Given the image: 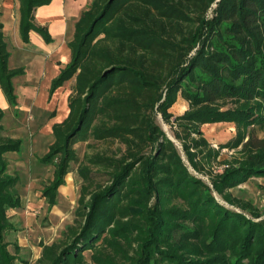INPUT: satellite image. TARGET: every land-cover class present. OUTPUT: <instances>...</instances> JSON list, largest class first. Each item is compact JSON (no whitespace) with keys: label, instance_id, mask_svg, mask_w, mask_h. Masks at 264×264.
I'll return each instance as SVG.
<instances>
[{"label":"trees","instance_id":"obj_1","mask_svg":"<svg viewBox=\"0 0 264 264\" xmlns=\"http://www.w3.org/2000/svg\"><path fill=\"white\" fill-rule=\"evenodd\" d=\"M50 1L18 0L23 42L30 31L51 41L34 18ZM68 46L71 60L49 88L51 97L74 77L68 114L53 124V141L39 158L54 166L42 189L49 206L76 159L74 144L90 137L106 146L84 155L74 223L43 245L36 264H86L84 251L93 264H264V220L228 209L212 193L237 204L229 190L264 177V138L251 133L243 142L264 124V0H92ZM8 57L0 22V89L15 107L13 78L24 68H9ZM178 95L187 108L174 115ZM157 114L175 126L198 172L219 153L201 126L234 123L228 145L241 144L240 154L211 174L212 188L191 173ZM3 115L0 108V264H15L4 236L12 228L6 211L20 199L6 154L23 141L1 134Z\"/></svg>","mask_w":264,"mask_h":264},{"label":"rangeland","instance_id":"obj_2","mask_svg":"<svg viewBox=\"0 0 264 264\" xmlns=\"http://www.w3.org/2000/svg\"><path fill=\"white\" fill-rule=\"evenodd\" d=\"M208 11L207 17L213 14V8ZM19 77V76H17ZM19 98V108L14 115V108L4 111L2 123L3 136L19 137L22 145L19 152H8L7 173L17 178L14 189L20 199V205L6 211L8 222L12 228L5 232L4 239L8 242L7 250L15 255V264H36L41 254L43 245L51 244L62 236L66 226L74 223L75 208L79 196L81 178L77 173L78 166L83 162L84 155L103 149L106 145L102 142L87 138L74 144L76 159L70 163V171L64 177V183L57 188L56 203L49 206L42 195V189L48 186L52 179L53 164L44 165L39 158L47 151L53 141L51 133H44L43 124L48 113L43 109L29 107V95L23 91L19 79L13 82ZM35 87V86H34ZM41 87V85H40ZM39 87V88H40ZM49 96V95H48ZM185 100L174 102L169 111L174 115L182 114L187 104ZM26 107H28L26 109ZM156 121L161 125L167 136L175 142L180 150L183 160L188 165L191 173L203 180L212 188L211 174L220 173L226 167V162L240 154L241 144L228 145L236 138L237 129L232 122L206 123L201 130L209 141L211 148L218 150L216 159L205 164V171L194 170L186 159L180 142L173 136L175 126L163 120L157 114ZM264 138V124H256L246 131L243 142L248 136ZM117 144H111V149H116ZM211 173H207V171ZM99 181L104 177H96ZM105 182V181H104ZM235 203L227 202L221 194L213 190L216 200L230 210L244 213L255 221L264 220V177L252 176L238 186L229 190ZM244 207V208H243ZM251 212L258 214L254 217ZM16 244V245H15ZM18 246V250H15ZM90 251H84L86 264H93L90 260ZM24 261H20V260Z\"/></svg>","mask_w":264,"mask_h":264},{"label":"crops","instance_id":"obj_3","mask_svg":"<svg viewBox=\"0 0 264 264\" xmlns=\"http://www.w3.org/2000/svg\"><path fill=\"white\" fill-rule=\"evenodd\" d=\"M91 1L51 0L48 4L38 6L34 10L35 22L47 27L51 41L46 42L39 34L30 31L29 41L23 42L19 33L18 0H0V22L9 51L8 66L24 68V73L14 77L13 82L19 79L24 87L23 91L29 95V107L43 109L48 113L43 124L44 133H51L53 124L61 122L68 114V98L72 93L74 77L58 87L51 97L48 96L49 88L52 80L71 60L68 43L73 38L76 21L90 6ZM14 89L17 95L16 85ZM179 97L181 96L178 95L175 102ZM181 100L184 101L182 97ZM184 103L187 104L186 101ZM0 108L3 112L11 108L1 89ZM12 108L14 115L18 114V95L17 105Z\"/></svg>","mask_w":264,"mask_h":264},{"label":"water","instance_id":"obj_4","mask_svg":"<svg viewBox=\"0 0 264 264\" xmlns=\"http://www.w3.org/2000/svg\"><path fill=\"white\" fill-rule=\"evenodd\" d=\"M169 137V136H168ZM171 138V137H170Z\"/></svg>","mask_w":264,"mask_h":264}]
</instances>
